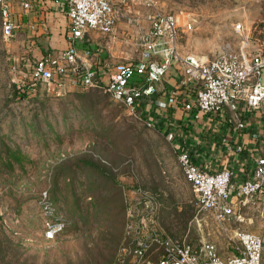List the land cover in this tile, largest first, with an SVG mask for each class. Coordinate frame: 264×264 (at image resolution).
Segmentation results:
<instances>
[{"label":"rangeland","instance_id":"obj_1","mask_svg":"<svg viewBox=\"0 0 264 264\" xmlns=\"http://www.w3.org/2000/svg\"><path fill=\"white\" fill-rule=\"evenodd\" d=\"M156 6L192 22L180 37L185 51L212 55L229 44L253 51L264 43V0H133L114 33L92 35V51L111 64L138 59ZM23 48L4 37L0 17V264L146 263L164 250L155 231L214 240L229 255L228 235L212 213H198L165 132L103 87L52 79L29 85L24 63L33 59L22 58ZM45 193L69 221L54 237L45 234ZM136 207L144 217L132 215ZM229 225L264 237V217L254 211ZM140 238L143 255L135 250Z\"/></svg>","mask_w":264,"mask_h":264},{"label":"built area","instance_id":"obj_2","mask_svg":"<svg viewBox=\"0 0 264 264\" xmlns=\"http://www.w3.org/2000/svg\"><path fill=\"white\" fill-rule=\"evenodd\" d=\"M16 1L0 0L1 28L6 38H11L19 26L13 10ZM131 1L68 0L69 44L55 53L42 55L30 65L29 85L52 79L62 85L103 87L143 118L138 100L142 95L155 93L167 73L176 67L181 75V86L185 88L172 91L168 97L171 101L158 96L155 99L158 106L168 107L169 103H175L196 118L203 113L226 110L227 119L236 123V129L245 128L243 115L246 111H256L264 118V43L253 51L231 44L212 55L185 51L180 37L192 28V22H181L173 13L157 6L148 14L150 25L142 37L143 47L138 59L107 63L104 70L96 67L89 60V51L80 48L81 42L90 31L114 33L119 20L126 15L122 10ZM20 2L25 9L32 6V0ZM241 26L239 23L237 27ZM13 67L16 69L17 64ZM162 131L177 151L183 173L195 192L198 213L210 212L221 222L230 239V254L223 256L214 240L193 242L186 237L175 240L155 231L163 252L156 260L134 264H264V237L253 230L229 227L230 220L242 217L245 211H254L264 217V154L256 158L248 176L238 179L232 167L210 169L202 166L193 151L174 143L176 133L173 129ZM252 135L264 137L262 131L252 132ZM46 196L45 193L43 200L47 201L48 214L45 234L54 237L69 221L56 213ZM136 212L139 216L145 215L141 208L136 207L132 215ZM147 217H154V214ZM194 219L200 220L198 215ZM146 245L144 238L138 239L136 252L143 255Z\"/></svg>","mask_w":264,"mask_h":264},{"label":"crops","instance_id":"obj_3","mask_svg":"<svg viewBox=\"0 0 264 264\" xmlns=\"http://www.w3.org/2000/svg\"><path fill=\"white\" fill-rule=\"evenodd\" d=\"M20 1L13 4L14 17L19 26L12 37L23 44L24 51L21 55L24 60L33 59L34 62L44 54L55 53L68 46V0H32L29 9H25ZM98 33L90 31L85 36L94 44L95 38L92 35ZM91 48L82 47L89 51V60L104 70L108 60L101 59L99 51H92ZM24 64L33 63L25 61ZM180 80L173 68L163 82L159 83V89L162 90L159 95L157 91L142 95L138 105L143 117L152 121L153 126L160 131L173 129L176 133L174 143L193 151L196 161L202 166L210 169L232 167L238 179L248 176L256 158L264 154V137L252 135L255 131L264 133V118L256 111H246L243 115L245 128L236 129V123L227 119L226 110L203 113L196 118L190 111L175 103H169L168 107L158 106L155 103L158 96L169 99L172 91L184 90L185 86H181ZM153 95L158 96L152 99ZM171 100L172 98L169 99Z\"/></svg>","mask_w":264,"mask_h":264},{"label":"trees","instance_id":"obj_4","mask_svg":"<svg viewBox=\"0 0 264 264\" xmlns=\"http://www.w3.org/2000/svg\"><path fill=\"white\" fill-rule=\"evenodd\" d=\"M81 45L84 48L94 47V45L91 43L90 39L87 38V36L84 37ZM97 50H98V48H97ZM26 90H27V87L26 86H20V87H18V88L15 89V93L17 95H25ZM156 91H157V94L158 95L160 94V92H162V90L159 89V86H157V90ZM158 95H153L152 96V99L155 98V97H157ZM143 119H146V118L143 117ZM157 129L159 130V128H157ZM67 226L64 229H62L59 233L65 231V229L67 228ZM59 233H57V234H59Z\"/></svg>","mask_w":264,"mask_h":264},{"label":"water","instance_id":"obj_5","mask_svg":"<svg viewBox=\"0 0 264 264\" xmlns=\"http://www.w3.org/2000/svg\"><path fill=\"white\" fill-rule=\"evenodd\" d=\"M81 68V66L79 67V69Z\"/></svg>","mask_w":264,"mask_h":264}]
</instances>
